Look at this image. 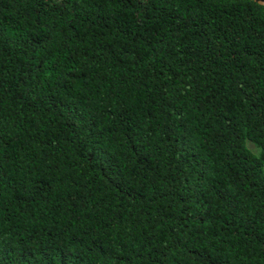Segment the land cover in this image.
<instances>
[{"label": "trees", "instance_id": "16d2710c", "mask_svg": "<svg viewBox=\"0 0 264 264\" xmlns=\"http://www.w3.org/2000/svg\"><path fill=\"white\" fill-rule=\"evenodd\" d=\"M0 264H264V4L0 0Z\"/></svg>", "mask_w": 264, "mask_h": 264}, {"label": "rangeland", "instance_id": "374dc122", "mask_svg": "<svg viewBox=\"0 0 264 264\" xmlns=\"http://www.w3.org/2000/svg\"><path fill=\"white\" fill-rule=\"evenodd\" d=\"M247 145L253 150V151H257L256 147L251 143V142H247Z\"/></svg>", "mask_w": 264, "mask_h": 264}, {"label": "water", "instance_id": "95a60500", "mask_svg": "<svg viewBox=\"0 0 264 264\" xmlns=\"http://www.w3.org/2000/svg\"><path fill=\"white\" fill-rule=\"evenodd\" d=\"M258 2L264 4V0H258Z\"/></svg>", "mask_w": 264, "mask_h": 264}]
</instances>
